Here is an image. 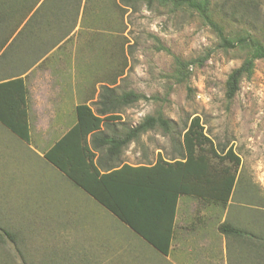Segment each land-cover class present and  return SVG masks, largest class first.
Wrapping results in <instances>:
<instances>
[{
	"label": "rangeland",
	"instance_id": "rangeland-1",
	"mask_svg": "<svg viewBox=\"0 0 264 264\" xmlns=\"http://www.w3.org/2000/svg\"><path fill=\"white\" fill-rule=\"evenodd\" d=\"M64 1L67 5L68 1L72 3V0ZM73 1L78 8L75 20L72 14H68L70 20L63 23L43 24L49 29L48 37L43 38L44 43H53L54 48L59 45L55 52L51 51L50 58L55 60L69 51L76 55V70L92 74V88L85 93L89 96L85 103L90 102L94 111L99 108L97 103L104 86L115 88L117 94L133 91L149 98L122 108L120 119L108 122L109 128L104 127L108 134H113V130L124 133L142 123L147 116L162 115L171 122L169 133L157 127L127 147L130 152L140 150V160L134 163H154L158 157L169 161L179 157L175 148L182 143L190 122L199 117L212 144L207 143L205 149L213 175L219 179L225 170L235 172L236 184L226 203L190 197L197 206L213 205L222 215L227 210L226 220L241 229L244 235L228 237L222 234L217 256L202 254L204 260L198 263L192 255L187 263L176 254L161 256L132 232L128 233L130 230L115 216L85 196L89 201H82L86 206L83 207L84 214L87 213L85 219L93 220L102 226L103 231L107 218L127 229L106 232L110 237H116L113 241L109 238L112 251L107 254L97 231L90 229L86 238H78L80 233L62 228V222L55 220L50 200L41 198L44 193L53 196V183H45L43 187V184L33 185L30 181L37 182L38 176L41 180L43 172L40 167L35 169L38 174H33L30 168H0V233L3 234L0 264H112L113 257L120 251L117 247L119 241L128 238L142 250L141 255L146 260L139 262L129 250L118 258V264H264V60L256 62L252 77L244 78L236 96L228 100V76L242 64L245 54L219 48L217 35L197 13L157 2L148 7L143 2L125 4L122 0ZM211 1L212 8L217 11L224 0ZM226 2L230 8L237 6L239 14H247L245 16L254 21L258 30L255 34L264 42V0H260L257 15L244 10L245 0ZM81 9H84L82 14ZM23 27L24 1H0V42L7 39L6 46L0 51L2 59L24 58V30L17 36ZM244 27L250 29L252 25L231 24L226 32L233 34ZM68 35L70 39L64 42ZM177 60L191 63L181 82ZM53 63L52 69L57 70L60 64ZM18 74L14 70L12 76ZM4 132L20 141L7 130ZM57 138L52 134L44 142L48 146ZM211 146L221 156L232 148L240 158L239 166L230 160L221 162L215 158L209 152ZM49 168L58 172L51 165ZM59 175L64 179V185H73L65 176ZM74 190L82 192L76 187ZM87 205L100 207L106 214L96 216ZM111 219H108L109 225L119 227ZM3 230L13 233L15 242L6 237Z\"/></svg>",
	"mask_w": 264,
	"mask_h": 264
},
{
	"label": "trees",
	"instance_id": "trees-1",
	"mask_svg": "<svg viewBox=\"0 0 264 264\" xmlns=\"http://www.w3.org/2000/svg\"><path fill=\"white\" fill-rule=\"evenodd\" d=\"M2 1V0H0ZM24 1V19L32 11L35 3ZM125 4L138 2L152 7L155 2L175 9H188L200 16L219 39V48L237 50L245 54L242 64L234 69L226 82V98L232 100L239 91L244 78H251L258 60H264V42L256 36L257 27L245 15L239 14L238 7L230 8L226 0L219 4L217 11L212 8L211 0H122ZM128 6V5H126ZM260 0H245L244 10L250 14H259ZM2 20V19H1ZM231 24H250L252 27L241 28L235 33L227 34L226 28ZM21 29L17 36L22 34ZM16 36V37H17ZM7 39L0 42V51L6 46ZM1 53V52H0ZM200 62L203 60H199ZM179 81L191 63L176 61ZM28 89L20 77H12L0 83V123L12 133L28 142L30 125L27 108ZM94 111L90 105L82 104L76 109L77 123L46 153L45 158L60 170L76 187L82 189L96 200L107 211L128 226L134 234L145 241L160 254L170 253L174 239V223L178 200L181 195L194 196L199 199H212L211 202L226 203L233 193L236 184V173L225 170L224 175L217 179L211 171V163L205 145L211 144L204 133L199 117H195L186 129L183 141L175 148L179 157L166 161L158 157L154 165H143L136 168L121 164L120 154L123 149L137 141L142 134L157 127L169 133L171 122L162 115L147 116L142 123L128 129L124 133L116 130L113 134L96 140L108 127V122L120 119V110L132 106L140 100H149L145 95L133 91L117 94L115 88L104 86L99 95ZM93 135L92 141L88 140ZM92 144V145H91ZM212 145V144H211ZM93 146V147H92ZM105 148L113 162L110 173L102 175L95 164L94 149ZM209 152L221 162L230 160L236 166L240 158L232 148L225 155L217 153L213 147ZM129 171L139 174L137 185H121L127 181L125 174ZM129 181V180H128ZM120 182V184H119ZM225 236L241 237V229L225 222L219 227ZM6 237L16 240L13 233L3 230ZM3 234L0 233V241Z\"/></svg>",
	"mask_w": 264,
	"mask_h": 264
},
{
	"label": "crops",
	"instance_id": "crops-1",
	"mask_svg": "<svg viewBox=\"0 0 264 264\" xmlns=\"http://www.w3.org/2000/svg\"><path fill=\"white\" fill-rule=\"evenodd\" d=\"M35 2L36 4L32 11L24 19V58L18 60H11L10 58L2 59L0 55V83L8 81L12 77H20L25 81L27 86L30 140L28 142L22 140L0 123V168L15 167L20 169L24 168V170L30 168L32 173L36 174L35 169H39L40 167L43 172L41 173L43 177L40 176L41 180H38V176L37 182L34 179H30V181L34 183L33 185L36 183L39 186L43 184V187L45 183H53L52 188L55 187L53 196L52 194L44 193L41 198L43 201H46V199L50 200L55 220L62 222V225H60L62 228L75 230L80 233L77 234L78 238L80 236L86 238L87 231L90 229L97 231L96 234H99L98 237H102L100 243L102 246H105L104 251L107 254H111L112 247L109 245V242H111L109 238H112L113 241L116 240V237H110L109 233H106L107 231L121 232L122 229L124 231L129 229L130 231H127L128 233L132 232L134 234V232L117 217L115 218L126 226L127 229L117 221L107 218L105 230L103 231L102 226H99L93 220L85 219L87 213L86 215L84 214L83 207L86 206L82 201L89 203L85 199V196L89 195L82 189L76 187L60 170L45 158V153L77 123L76 109L79 105L86 104L85 102L89 96H85V93L87 89L90 90L92 88V74L87 71L76 70L75 54L67 51V53L53 60L52 57L50 58V53L51 51L55 52L54 49H57L59 45L54 48L53 43L48 45L43 41V38L48 37L47 34H49L47 33L49 29L46 26L43 27V24L47 22L63 23L65 20H70L67 16L68 14H72V18L75 20L77 18L78 8L73 0L72 3L68 1V5L64 0H31V4ZM43 9L46 10L42 12ZM82 11L84 9H81V14ZM48 15L49 17H46ZM73 33L74 30L71 34ZM69 36L64 42L70 39ZM50 47L53 48L49 49ZM81 60L84 61V57H81ZM53 62L60 64L57 70L52 69L51 66L55 65ZM14 70L18 71L19 74L17 76H12ZM87 105H90V102ZM4 130L16 136L20 141H15ZM100 131L103 133L95 136L94 138L96 140H101L108 134L104 127ZM52 134L58 136V138L51 145L46 146L44 140ZM92 138L93 135H90L88 138L89 142L90 140L92 141ZM126 149L122 150L120 154L121 164H119V168L115 169H120L124 164L136 168L143 165L152 166L156 163V161L146 164L134 163L133 161L140 160V150L130 152ZM94 152L96 154L94 162L98 166L100 173L102 175L110 173V165L115 161H112L107 150L100 148L99 150L94 149ZM49 164L59 174L65 176L73 185H70V187L67 184L64 185V179L61 175L57 174L58 172L56 173L54 170L52 172ZM46 175L50 178H47ZM124 176L125 179L121 181L127 182L121 185H137L140 182L139 174H135L132 171L127 172ZM51 177H53V180ZM74 186L85 195L82 192L77 193L74 190ZM89 197L95 202L94 204H99L91 196ZM90 204L93 205V203ZM89 206L91 205H87V208ZM98 208L101 211L91 206L94 215L106 214L100 207ZM102 208L106 210L103 206ZM227 213L228 211L225 210L222 215L221 211L213 205L197 206L191 197L181 195L177 205L174 239L170 253L167 256L158 253L163 257H170L172 254L179 255V258H183V262L187 263L192 258V255L196 257L197 262L204 260L201 255L205 253L216 254L217 256L220 250V237L223 236L219 231V227L224 222L229 223L226 220ZM58 214H60L59 217ZM83 214L84 216L81 217ZM108 219L114 221L116 223L115 225L119 227L112 226L113 224L109 225ZM123 241L124 244H121ZM123 241L120 240L118 243L119 246L117 247H119L120 251L117 252L116 257H113L112 264H118V258L123 255L125 256L126 251L129 250L137 256L136 260L139 262L141 261L143 263L146 260L141 255L143 253L142 250L138 249V246L135 245L136 243L131 238ZM93 242L95 241L93 240ZM80 262H82V259H80ZM175 263L179 264L177 262Z\"/></svg>",
	"mask_w": 264,
	"mask_h": 264
}]
</instances>
